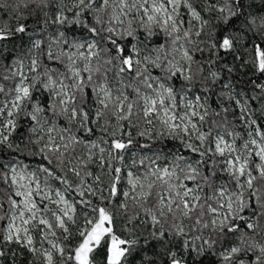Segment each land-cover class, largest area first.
I'll return each instance as SVG.
<instances>
[{
	"label": "snow or ice",
	"instance_id": "snow-or-ice-1",
	"mask_svg": "<svg viewBox=\"0 0 264 264\" xmlns=\"http://www.w3.org/2000/svg\"><path fill=\"white\" fill-rule=\"evenodd\" d=\"M0 264H264V0H0Z\"/></svg>",
	"mask_w": 264,
	"mask_h": 264
}]
</instances>
